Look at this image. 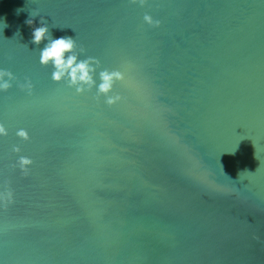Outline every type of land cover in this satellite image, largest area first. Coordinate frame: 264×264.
Instances as JSON below:
<instances>
[{
    "label": "water",
    "instance_id": "95a60500",
    "mask_svg": "<svg viewBox=\"0 0 264 264\" xmlns=\"http://www.w3.org/2000/svg\"><path fill=\"white\" fill-rule=\"evenodd\" d=\"M0 129V264H264V0H0Z\"/></svg>",
    "mask_w": 264,
    "mask_h": 264
},
{
    "label": "clouds",
    "instance_id": "9594fccd",
    "mask_svg": "<svg viewBox=\"0 0 264 264\" xmlns=\"http://www.w3.org/2000/svg\"><path fill=\"white\" fill-rule=\"evenodd\" d=\"M31 23V21H27ZM46 27L36 28L33 32V42L39 43L44 37ZM74 41L71 38H58L51 41L41 52V62L47 63L51 60L57 71L53 73V78L59 80L67 71L73 83L79 81L90 83L91 77L89 75L90 68L87 61L76 62V57L69 55L65 59L64 54L70 52L73 48ZM118 75L117 73L102 72L101 78L103 83L100 84V91H107L110 88L112 77ZM2 131V129H0ZM21 135L25 133L21 132ZM29 161L22 158L21 163L26 164Z\"/></svg>",
    "mask_w": 264,
    "mask_h": 264
}]
</instances>
